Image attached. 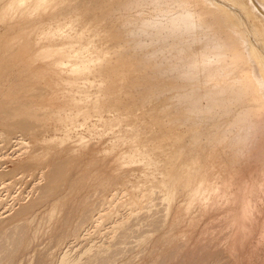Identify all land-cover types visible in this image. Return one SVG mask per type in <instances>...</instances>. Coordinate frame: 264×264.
I'll list each match as a JSON object with an SVG mask.
<instances>
[{
	"label": "rangeland",
	"instance_id": "rangeland-1",
	"mask_svg": "<svg viewBox=\"0 0 264 264\" xmlns=\"http://www.w3.org/2000/svg\"><path fill=\"white\" fill-rule=\"evenodd\" d=\"M16 2L0 264H264V0Z\"/></svg>",
	"mask_w": 264,
	"mask_h": 264
},
{
	"label": "bare ground",
	"instance_id": "bare-ground-1",
	"mask_svg": "<svg viewBox=\"0 0 264 264\" xmlns=\"http://www.w3.org/2000/svg\"><path fill=\"white\" fill-rule=\"evenodd\" d=\"M17 2L16 3H18L19 2V5H21L20 4V2H23L24 0H16ZM24 3V2H23ZM29 3V2H28ZM18 5V4H17ZM23 5V4H22ZM187 19H189V20H187V21H184V24H185V26H186V28H191L192 26H193V21H191V19H190V16L188 15V17H187ZM200 20V19H199ZM201 21V20H200ZM199 22V21H198ZM197 23V22H196ZM202 23H203V21H202ZM205 23V22H204ZM202 25H204V24H202ZM246 44V43H245ZM254 45V44H253ZM255 46V45H254ZM249 47V46H248ZM258 50V49H257ZM252 51H254V50H252ZM254 53V52H253ZM249 54V53H248ZM252 54V53H251ZM258 55L257 54H254L253 55V57L252 58H254V60H256V61H258L259 59H260V57H259V59H258ZM261 60V59H260ZM256 61H254L255 63H256V65H257V62ZM259 62V61H258ZM262 62V61H261ZM260 63V62H259ZM259 63H258V65H259ZM263 63V62H262ZM261 66V65H260ZM263 66V65H262ZM260 67V71L262 72V74H263V80H264V68L263 67ZM261 78V77H260Z\"/></svg>",
	"mask_w": 264,
	"mask_h": 264
}]
</instances>
